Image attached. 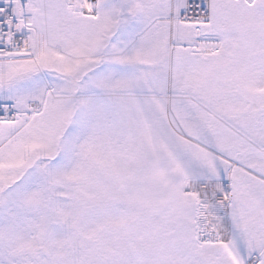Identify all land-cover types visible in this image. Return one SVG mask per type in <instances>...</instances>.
<instances>
[{
    "label": "snow or ice",
    "instance_id": "1",
    "mask_svg": "<svg viewBox=\"0 0 264 264\" xmlns=\"http://www.w3.org/2000/svg\"><path fill=\"white\" fill-rule=\"evenodd\" d=\"M0 264H264V0H0Z\"/></svg>",
    "mask_w": 264,
    "mask_h": 264
}]
</instances>
